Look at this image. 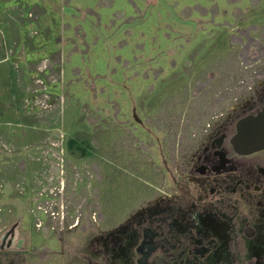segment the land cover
Returning <instances> with one entry per match:
<instances>
[{"label": "rangeland", "instance_id": "rangeland-1", "mask_svg": "<svg viewBox=\"0 0 264 264\" xmlns=\"http://www.w3.org/2000/svg\"><path fill=\"white\" fill-rule=\"evenodd\" d=\"M0 58V264H86L264 77V0H0Z\"/></svg>", "mask_w": 264, "mask_h": 264}, {"label": "flooded vegetation", "instance_id": "flooded-vegetation-1", "mask_svg": "<svg viewBox=\"0 0 264 264\" xmlns=\"http://www.w3.org/2000/svg\"><path fill=\"white\" fill-rule=\"evenodd\" d=\"M258 116L264 134V77L208 125L173 189L105 233L86 264H264V141L247 152L233 142Z\"/></svg>", "mask_w": 264, "mask_h": 264}, {"label": "water", "instance_id": "water-1", "mask_svg": "<svg viewBox=\"0 0 264 264\" xmlns=\"http://www.w3.org/2000/svg\"><path fill=\"white\" fill-rule=\"evenodd\" d=\"M261 116L252 118L251 129L245 128V119L237 125V134L233 140L235 147L240 151H252L262 146L264 134L260 131ZM254 128V129H253Z\"/></svg>", "mask_w": 264, "mask_h": 264}, {"label": "crops", "instance_id": "crops-1", "mask_svg": "<svg viewBox=\"0 0 264 264\" xmlns=\"http://www.w3.org/2000/svg\"><path fill=\"white\" fill-rule=\"evenodd\" d=\"M2 59H4V60H2ZM0 60H2V62H4L6 59L5 58H0Z\"/></svg>", "mask_w": 264, "mask_h": 264}]
</instances>
